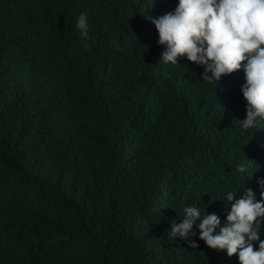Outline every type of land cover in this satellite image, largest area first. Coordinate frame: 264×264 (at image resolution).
I'll return each instance as SVG.
<instances>
[{"label":"trees","instance_id":"16d2710c","mask_svg":"<svg viewBox=\"0 0 264 264\" xmlns=\"http://www.w3.org/2000/svg\"><path fill=\"white\" fill-rule=\"evenodd\" d=\"M177 6L0 0V264H239L198 231L196 249L169 235L185 206L223 227L220 200L246 186L259 200L264 177V119L237 121L246 61L217 83L159 60L149 18Z\"/></svg>","mask_w":264,"mask_h":264},{"label":"clouds","instance_id":"9594fccd","mask_svg":"<svg viewBox=\"0 0 264 264\" xmlns=\"http://www.w3.org/2000/svg\"><path fill=\"white\" fill-rule=\"evenodd\" d=\"M149 19L157 30L158 45L165 46L159 60L177 64L178 57H186L204 68L202 80L219 83L246 61L240 89L246 102L245 118L237 121L247 130L256 126L258 118L264 119V0H178L174 12ZM76 28L81 37L88 36L85 14L78 16ZM253 166L252 178L259 169L253 160L247 158L236 171L245 173ZM256 183L259 200L247 186L239 198L237 191H228L220 200L231 205L223 227L215 213L185 206L182 223L170 225V237L179 236L196 249L199 245L189 238L198 231L199 240L209 249L225 251L228 257L237 255L239 264H264V177ZM255 242L258 249L254 250Z\"/></svg>","mask_w":264,"mask_h":264}]
</instances>
